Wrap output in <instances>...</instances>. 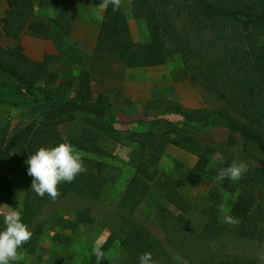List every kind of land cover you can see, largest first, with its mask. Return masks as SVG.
<instances>
[{
    "label": "trees",
    "instance_id": "trees-1",
    "mask_svg": "<svg viewBox=\"0 0 264 264\" xmlns=\"http://www.w3.org/2000/svg\"><path fill=\"white\" fill-rule=\"evenodd\" d=\"M5 1L8 7L2 29L13 44L5 46L0 42V105L20 107L28 96L32 104L55 100L50 107L54 109L65 101V96L48 88L55 82L53 66L26 54L22 37L38 8L52 10L54 25L69 36L76 26V4L82 0ZM132 10L137 19L146 23L148 40L135 41L122 6L113 11L111 4H105L96 49L128 68L146 67L178 52L183 66L176 76L201 86L220 106L200 109L174 99L152 100L144 107L146 118L131 120L133 127L122 130L112 121L117 117L108 94L81 99L106 111L109 138L149 150L146 163L133 175L119 200L118 217L125 230L121 245L126 251L120 264H139L144 252H151L158 264H178L176 254L188 264H260V259L252 256L231 260L223 248L213 246L216 240L233 233L222 223L219 207L203 206L204 222L197 226L188 215L194 206L181 192L178 180L170 173L156 171L153 179L145 173L147 167L158 168L170 145L201 155L209 143L204 131L220 124L238 136L236 155L250 166L244 190L264 200V0H132ZM179 17L189 19L193 34L178 29ZM206 30L212 35L208 42L202 36ZM70 91L62 92L68 95ZM163 122L170 127H163ZM36 124L34 120L0 127V196L18 199L24 193L22 221L33 233L21 249L29 248L35 238L44 235L42 215L51 203L73 195L100 200L110 183L108 163L95 157H111L112 152L99 143L83 140L76 126L69 132L67 142L81 152L87 170L74 182L60 184L57 200L52 201L47 194L37 196L31 188L32 180L26 188L21 182L9 180L4 167L13 164L16 154L21 160L29 158L27 145ZM155 189L164 200L154 216L160 234L134 217Z\"/></svg>",
    "mask_w": 264,
    "mask_h": 264
},
{
    "label": "rangeland",
    "instance_id": "rangeland-1",
    "mask_svg": "<svg viewBox=\"0 0 264 264\" xmlns=\"http://www.w3.org/2000/svg\"><path fill=\"white\" fill-rule=\"evenodd\" d=\"M135 41L148 40L146 23L135 17L132 0H122ZM5 0H0V42L10 46L2 29V18L7 10ZM76 26L73 33L65 36L54 25V12L38 8L35 18L26 29L22 42L26 54L53 66L54 84L48 85L65 101L51 109L54 101L44 100L32 104L24 97L20 107L0 105V127L10 123L36 121V127L27 145L30 155L40 147L50 148L67 142V136L76 126L80 137L101 144L112 152L111 157H95L109 165L110 183L100 200H91L73 195L51 203L42 215L46 229L43 236L33 240L27 249H19L23 264H97L95 249H102L104 258L100 264H120L126 251L121 245L124 226L119 221L118 204L122 193L136 171L146 163L149 150H142L134 143H119L109 138V117L106 111L81 99L92 100L101 93L110 96L117 127L129 130L131 120L144 119L147 102L158 99H174L184 106L200 109H215L220 103L201 86L188 78H180L175 72L183 66L182 55L173 52L168 58H159L141 68H128L118 59L96 49L105 3L101 0H82L76 4ZM182 33L193 34L189 19L179 17L176 21ZM205 42L211 41L210 30L203 33ZM210 43V42H209ZM55 58V60H54ZM51 89V90H52ZM70 89V94L64 91ZM63 91V92H62ZM77 99V100H76ZM120 117V118H119ZM146 125V124H145ZM163 127H170L162 123ZM209 141L201 155L187 152L170 145L156 169H146L149 178L157 174L170 173L179 182L183 195L193 204L188 215L194 224L204 222L203 206H223L225 213L239 223L228 225L233 233L213 243L224 249L231 260L245 256L257 257L264 264V200L247 193L243 186L250 173V166L236 155L238 136L220 124L204 131ZM235 154V157L225 155ZM27 160V159H26ZM26 160L16 154L13 164L4 167L6 177L21 182L26 188L32 177L27 174ZM233 161L246 163L247 172L242 179L217 181L220 169ZM212 167L209 168V164ZM158 176V175H157ZM24 193L18 199L0 196V213L6 214L10 207L21 212ZM163 195L153 190L135 213V219L157 234L160 230L155 222L156 210L163 202ZM223 213L221 212V221ZM245 220V222H244ZM244 225L242 226V223ZM4 216L0 215V231L5 230Z\"/></svg>",
    "mask_w": 264,
    "mask_h": 264
},
{
    "label": "clouds",
    "instance_id": "clouds-1",
    "mask_svg": "<svg viewBox=\"0 0 264 264\" xmlns=\"http://www.w3.org/2000/svg\"><path fill=\"white\" fill-rule=\"evenodd\" d=\"M105 4H111L113 11L120 9L122 0H103ZM27 174L32 177L31 188L37 196L43 198L46 194L55 201L59 198L58 186L62 183H72L76 177L85 172L86 166L81 152L70 142L60 143L58 146L45 148L40 147L35 154L25 161ZM213 165L209 164V168ZM246 163L233 161L227 168H222L217 173V181L226 178L233 182L242 179L247 172ZM220 211L223 213L222 223L227 225L238 224L239 221L232 215L225 213L223 206ZM5 230L0 231V264H12L20 259L18 250L28 243L32 237L29 226L22 221V214L16 208L4 214ZM97 264L104 258L102 249H95ZM178 264H188L179 254L174 256ZM139 264H158L151 252H144L139 256Z\"/></svg>",
    "mask_w": 264,
    "mask_h": 264
},
{
    "label": "crops",
    "instance_id": "crops-1",
    "mask_svg": "<svg viewBox=\"0 0 264 264\" xmlns=\"http://www.w3.org/2000/svg\"><path fill=\"white\" fill-rule=\"evenodd\" d=\"M8 6V5H7ZM75 30V29H74ZM73 33V32H72ZM71 35V34H70ZM96 39H97V35H96ZM96 39H95V46H96ZM23 43V42H22ZM24 44V43H23ZM25 45V44H24Z\"/></svg>",
    "mask_w": 264,
    "mask_h": 264
}]
</instances>
